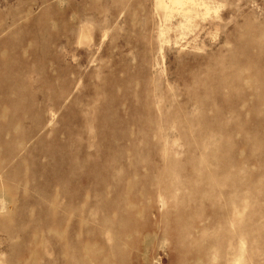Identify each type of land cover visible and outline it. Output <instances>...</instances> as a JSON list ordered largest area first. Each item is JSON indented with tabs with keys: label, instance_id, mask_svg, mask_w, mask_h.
<instances>
[{
	"label": "rangeland",
	"instance_id": "rangeland-1",
	"mask_svg": "<svg viewBox=\"0 0 264 264\" xmlns=\"http://www.w3.org/2000/svg\"><path fill=\"white\" fill-rule=\"evenodd\" d=\"M0 264H264V0H0Z\"/></svg>",
	"mask_w": 264,
	"mask_h": 264
}]
</instances>
